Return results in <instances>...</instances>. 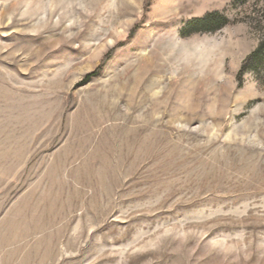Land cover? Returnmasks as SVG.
I'll return each mask as SVG.
<instances>
[{"label":"rangeland","instance_id":"obj_1","mask_svg":"<svg viewBox=\"0 0 264 264\" xmlns=\"http://www.w3.org/2000/svg\"><path fill=\"white\" fill-rule=\"evenodd\" d=\"M0 264H264V2L0 0Z\"/></svg>","mask_w":264,"mask_h":264},{"label":"trees","instance_id":"obj_2","mask_svg":"<svg viewBox=\"0 0 264 264\" xmlns=\"http://www.w3.org/2000/svg\"><path fill=\"white\" fill-rule=\"evenodd\" d=\"M234 2H238V1H242V0H232ZM264 2V0H262ZM147 2V0H146ZM224 23V20H222L221 17H217L215 14H208L205 16V18H203L202 20L199 21H193L189 24L190 27L198 25V27H202L204 25L207 24H214L213 27H217L220 26ZM111 54V51L108 52L102 59L101 64L92 72L88 73L85 75L84 77V82L87 81L91 76L95 75L96 73H98V71L101 69V66L103 65L104 61L109 57V55ZM255 55V54H254ZM260 60L258 58L255 59V63L259 62Z\"/></svg>","mask_w":264,"mask_h":264}]
</instances>
